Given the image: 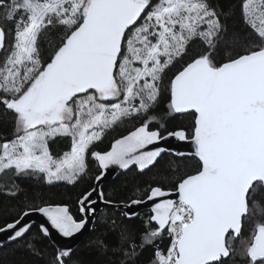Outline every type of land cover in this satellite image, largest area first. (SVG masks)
Wrapping results in <instances>:
<instances>
[{
	"label": "snow or ice",
	"instance_id": "1",
	"mask_svg": "<svg viewBox=\"0 0 264 264\" xmlns=\"http://www.w3.org/2000/svg\"><path fill=\"white\" fill-rule=\"evenodd\" d=\"M177 114L190 128L168 129ZM0 117V191L90 181L77 213L27 201L0 226L7 242L37 252L53 230H91L89 252L112 264H264V0H0ZM165 154L195 166L170 187L105 192L109 169L144 174ZM73 254L62 244L48 264H89Z\"/></svg>",
	"mask_w": 264,
	"mask_h": 264
},
{
	"label": "trees",
	"instance_id": "2",
	"mask_svg": "<svg viewBox=\"0 0 264 264\" xmlns=\"http://www.w3.org/2000/svg\"><path fill=\"white\" fill-rule=\"evenodd\" d=\"M224 5H227L230 0H220ZM161 109L166 107V101L161 103ZM182 126L190 128V118L176 115L175 119L167 122L169 130ZM11 131V123L8 120L0 117V134ZM124 128H118L114 132L107 134L101 142L96 143V150L103 151L110 146V142L114 137L119 136ZM176 165H179V172H176ZM195 166V161L190 158L175 157L165 154L163 159L151 171L145 170L144 174H140L135 167L131 171H120L112 180L105 182L102 186L106 193L116 192L120 196H127L135 193L137 189L143 190L148 184L154 182L163 183L165 186H171L170 181L175 180L177 175H182L185 171H192ZM97 174V169L94 164L91 165L90 175ZM23 189L22 193L16 197L7 195L0 191V226L5 222H11L18 218L17 213L25 209L27 201L39 204L45 201L52 204H68L73 213H77L76 198L80 192L88 187L90 181H80L77 185H65L63 182L57 183L55 186H50L43 183L39 179H25L18 181ZM101 213L108 212L104 207L100 210ZM148 214V210L141 211V216ZM37 225H34L32 232L37 231ZM99 235L98 232L90 231L80 244L74 249L73 261L80 260L89 262V264H112L111 253H95L89 252L88 246L92 240ZM112 243V241H109ZM56 248L49 239H45L37 252L23 246V244L9 243L0 247V264H48L51 254ZM149 254H145V261Z\"/></svg>",
	"mask_w": 264,
	"mask_h": 264
},
{
	"label": "water",
	"instance_id": "3",
	"mask_svg": "<svg viewBox=\"0 0 264 264\" xmlns=\"http://www.w3.org/2000/svg\"><path fill=\"white\" fill-rule=\"evenodd\" d=\"M164 146L166 147H171L173 149L179 150V151H183V152H190L191 151V145L190 143L187 142H178L176 141L174 138H170L168 141L166 142H162ZM135 167V166H133ZM121 170L113 167L111 169H109L106 178L104 179L103 183L112 180ZM103 208V205L100 206L99 211ZM143 210H148L147 208H145L144 206H140L138 208V211H143ZM27 221L32 222L33 226L34 225H39L41 222L46 223V218H44L41 214L38 213H32L30 214V216L25 218ZM90 227V226H89ZM91 230H87L84 231L82 234H77L75 237L71 238V239H67V238H63L60 237L59 234L55 233V231L53 230L52 233V239H49L51 241V243L55 246L58 247L62 244L67 243L68 246H71L73 248V250L80 244V242L86 237V235L90 232ZM0 242L3 243V246L6 244H9V242H7L6 239V234H0ZM2 247V246H0Z\"/></svg>",
	"mask_w": 264,
	"mask_h": 264
},
{
	"label": "rangeland",
	"instance_id": "4",
	"mask_svg": "<svg viewBox=\"0 0 264 264\" xmlns=\"http://www.w3.org/2000/svg\"><path fill=\"white\" fill-rule=\"evenodd\" d=\"M104 184V183H103Z\"/></svg>",
	"mask_w": 264,
	"mask_h": 264
}]
</instances>
